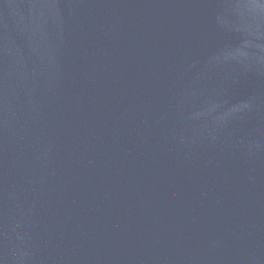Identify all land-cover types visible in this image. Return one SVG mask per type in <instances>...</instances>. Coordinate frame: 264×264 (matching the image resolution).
Masks as SVG:
<instances>
[{"label":"water","instance_id":"water-1","mask_svg":"<svg viewBox=\"0 0 264 264\" xmlns=\"http://www.w3.org/2000/svg\"><path fill=\"white\" fill-rule=\"evenodd\" d=\"M0 264H264V0H0Z\"/></svg>","mask_w":264,"mask_h":264}]
</instances>
